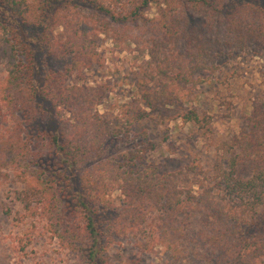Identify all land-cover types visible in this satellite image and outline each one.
<instances>
[{"label": "trees", "instance_id": "obj_1", "mask_svg": "<svg viewBox=\"0 0 264 264\" xmlns=\"http://www.w3.org/2000/svg\"><path fill=\"white\" fill-rule=\"evenodd\" d=\"M0 14V181L14 186L25 225L9 245L0 241V264L20 262L41 228L66 248L65 264H119L112 249L126 237L204 264H264L263 105L209 167L161 172L146 157L153 143H117L147 109L215 79L223 59L264 47V0H0ZM109 37L119 51L135 45L139 82L130 101L101 112L111 80L90 85L85 74L106 66ZM44 46L66 60L63 70L41 74ZM182 114L211 132L206 112Z\"/></svg>", "mask_w": 264, "mask_h": 264}, {"label": "rangeland", "instance_id": "obj_2", "mask_svg": "<svg viewBox=\"0 0 264 264\" xmlns=\"http://www.w3.org/2000/svg\"><path fill=\"white\" fill-rule=\"evenodd\" d=\"M93 16L91 8L84 9ZM155 15V10L150 12ZM1 18V14H0ZM1 33V30H0ZM106 55V66L86 72L87 81L93 85L95 81L111 80L113 91L108 95L99 110L115 108L130 101L137 91L139 82L136 71L137 52L135 45L127 50L119 51L115 48L112 38H106L102 44ZM41 56L40 70L44 75L50 70H63L66 60L54 57L44 46ZM234 60L223 59L215 79H208L191 89V93L179 102L150 112L134 125L129 139L118 141V148L136 145L143 148L153 143L155 148L146 151V157L159 167L161 172H175L183 169L187 164L200 162L205 167L212 165L222 155L218 147L220 142L231 135L238 134L244 123V117L251 115L254 106H264V47L249 45L234 52ZM233 60V61H231ZM5 76V63L0 58V80ZM197 108L211 117V132L201 129L197 124L182 119V113ZM147 133L148 137L143 135ZM130 140V142H129ZM128 141V142H127ZM249 175L250 168H245ZM12 185L0 181V241L5 246L22 233L25 225L18 222L15 212L18 206L13 205L11 196ZM121 201L120 191L110 195ZM13 210H10V207ZM58 238L52 236L47 229H40L34 236L33 244L27 252L11 260V264H65L70 256L66 253ZM117 253L119 264H128V259H134L138 264H204L192 254L179 257L166 251H142L136 246L132 237L119 239L112 249Z\"/></svg>", "mask_w": 264, "mask_h": 264}]
</instances>
